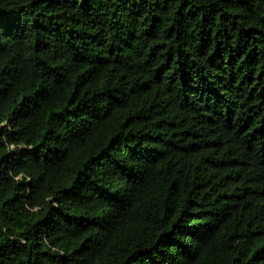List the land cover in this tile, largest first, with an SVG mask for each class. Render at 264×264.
<instances>
[{
	"label": "trees",
	"instance_id": "16d2710c",
	"mask_svg": "<svg viewBox=\"0 0 264 264\" xmlns=\"http://www.w3.org/2000/svg\"><path fill=\"white\" fill-rule=\"evenodd\" d=\"M0 264H264V0H0Z\"/></svg>",
	"mask_w": 264,
	"mask_h": 264
}]
</instances>
